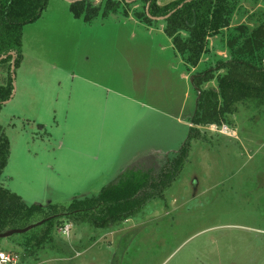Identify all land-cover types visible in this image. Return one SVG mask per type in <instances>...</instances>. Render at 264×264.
Wrapping results in <instances>:
<instances>
[{
  "label": "rangeland",
  "instance_id": "obj_1",
  "mask_svg": "<svg viewBox=\"0 0 264 264\" xmlns=\"http://www.w3.org/2000/svg\"><path fill=\"white\" fill-rule=\"evenodd\" d=\"M116 1V13L85 24L67 0H47L40 18L20 30L14 80L11 60L0 64V87L11 80L15 90L0 107L9 141L0 185L40 207L30 225L56 216L71 226L69 238L55 227L54 240L33 256L18 236L0 239V251L16 264H264V106L237 104L220 126L192 123L201 92H219L230 32L254 28L264 0H233L229 25L206 37L195 67L175 52L188 79L175 69L163 22L144 21L148 3ZM209 71L195 90L191 78ZM181 148L176 175L151 187L118 186L116 201L140 200L131 214L118 212L102 227L65 216L111 191L129 164L150 155L146 149L162 169Z\"/></svg>",
  "mask_w": 264,
  "mask_h": 264
},
{
  "label": "trees",
  "instance_id": "obj_2",
  "mask_svg": "<svg viewBox=\"0 0 264 264\" xmlns=\"http://www.w3.org/2000/svg\"><path fill=\"white\" fill-rule=\"evenodd\" d=\"M70 1H74L69 3V11L73 18L81 19L85 24L91 23L97 17L107 18L116 13L119 7V2L116 0H105L103 6L99 7H91L90 0ZM120 1L126 4V0ZM141 1L148 3V14L151 18L165 17L175 10L162 21L163 32L170 39L175 52L183 58L185 64L191 67L197 65L206 37L229 25L231 14L229 7L233 4V0H177L164 7H158L156 0ZM46 5L47 0H0V57L13 52L17 57L15 61L17 67L20 30L23 26L37 21ZM179 5L182 6L176 10ZM142 17L148 24L153 22L145 12ZM256 21L258 23L252 29L239 25L230 32L227 40L230 59L224 63L225 73L218 80L219 92H201L192 120L195 125L220 126L226 123L227 117L236 112V105L240 103L252 108L264 106V13ZM183 31L191 33L195 39L182 37L181 32ZM9 60L11 57L7 56L0 61V64ZM211 74L209 71L205 75L193 76L191 78L192 87L199 90L202 83L208 80L207 76ZM11 82L10 80L7 87H0V107L1 103L6 101L11 94ZM219 99H221L220 105H218ZM182 153H184V148L180 149L177 156L175 154V159H171L169 164L162 166V169L154 155H146L135 160L119 174L117 181L115 180L116 182L110 185L111 191L102 190L103 192L95 200H86L80 202L81 204L75 203L72 210L65 216L68 219L80 216L84 221L87 216L91 222L97 220L98 223H94V226L102 227L107 220L117 221L118 212H122L121 215L125 214L124 212L131 214L129 210L134 208L135 201L140 200L134 198L128 202L122 195L116 201L115 198L120 196L117 192L124 188H118V186L130 180L135 181L136 185L140 184L141 187L144 184L151 187L152 183L160 182L161 176L165 173L176 175L183 161L180 156ZM8 158L9 141L0 128V177ZM91 212H97L100 216L91 218L88 216ZM39 214L40 207L26 206L19 196L0 185V233L10 229L25 228ZM58 219L56 216H46L42 219L44 222L41 226L25 234L15 235L23 241L27 256L35 255L46 243L54 240L55 227L59 228L66 224V221H58ZM42 228H44L43 231Z\"/></svg>",
  "mask_w": 264,
  "mask_h": 264
},
{
  "label": "water",
  "instance_id": "obj_3",
  "mask_svg": "<svg viewBox=\"0 0 264 264\" xmlns=\"http://www.w3.org/2000/svg\"><path fill=\"white\" fill-rule=\"evenodd\" d=\"M68 3H71V2H74V1H70V0H67ZM136 0H126V2H134ZM182 5H179L177 9H179ZM175 11V10H174ZM174 11L170 12L168 15H166L165 17H159V18H151L148 14V5L146 6V15L153 19V20H157V21H163L165 18H167L170 14H172ZM7 56H10L11 57V73H12V80H14V62H15V55L13 53H8L7 55L5 56H1L0 57V61L5 59ZM263 66H264V60H263ZM13 89H14V83H13ZM14 92L15 90H12V93H11V96H10V99L13 97L14 95ZM10 99H8L6 102H2L1 104L4 105V104H7ZM44 220H41L33 225H29L25 228H21V229H10V230H7L3 233H0V239H6V238H10L12 236H15V235H22V234H25L27 232H29L30 230L38 227V226H41L43 224Z\"/></svg>",
  "mask_w": 264,
  "mask_h": 264
},
{
  "label": "built area",
  "instance_id": "obj_4",
  "mask_svg": "<svg viewBox=\"0 0 264 264\" xmlns=\"http://www.w3.org/2000/svg\"><path fill=\"white\" fill-rule=\"evenodd\" d=\"M70 230L71 226L69 224H64L58 228V234L63 238H69ZM0 264H16V260L8 253L0 251Z\"/></svg>",
  "mask_w": 264,
  "mask_h": 264
},
{
  "label": "crops",
  "instance_id": "obj_5",
  "mask_svg": "<svg viewBox=\"0 0 264 264\" xmlns=\"http://www.w3.org/2000/svg\"><path fill=\"white\" fill-rule=\"evenodd\" d=\"M127 23H128V22H125V21L123 22V21H122L121 25H123V24H127ZM133 26H135V27L138 28V26H136V25H134V24H133ZM139 29H141V27H140ZM141 30H143V29H141ZM145 30H146V29H145ZM145 32H146L147 34H151L150 31H145ZM158 33H162V32L159 31ZM154 34H155V33H154ZM169 48H170V50H171V52H172V54H173V56H174V60L178 61V63H179V66L175 64V66H177L175 69H176V70H179L180 73L183 74L184 77H185L186 79H188V78H189V73L186 72V70L183 68L182 61L179 60V59H177V58L175 57V56H176V55H175V51H173V47H172L171 43H170V47H169ZM20 65H21V64H20ZM183 69H184V70H183ZM147 151L150 152V153H147V154L152 155V154H151L152 151H150V149H146V150H145V152H147ZM137 154H138V153H137ZM145 156H146V155H145ZM137 157L139 158V155H138V156H130V157H129V159H130L129 161H132V160L136 159ZM143 157H144V156H143ZM129 163H130V162H129ZM127 165H128V164H127ZM124 168H125V167H124Z\"/></svg>",
  "mask_w": 264,
  "mask_h": 264
}]
</instances>
